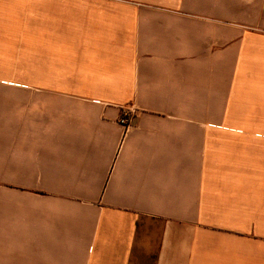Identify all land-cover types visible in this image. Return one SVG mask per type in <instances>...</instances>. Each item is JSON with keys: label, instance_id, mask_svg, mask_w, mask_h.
<instances>
[{"label": "crops", "instance_id": "1", "mask_svg": "<svg viewBox=\"0 0 264 264\" xmlns=\"http://www.w3.org/2000/svg\"><path fill=\"white\" fill-rule=\"evenodd\" d=\"M0 264H264V0H0Z\"/></svg>", "mask_w": 264, "mask_h": 264}, {"label": "built area", "instance_id": "2", "mask_svg": "<svg viewBox=\"0 0 264 264\" xmlns=\"http://www.w3.org/2000/svg\"><path fill=\"white\" fill-rule=\"evenodd\" d=\"M123 120H124V121H126L127 119H126V118H124Z\"/></svg>", "mask_w": 264, "mask_h": 264}]
</instances>
